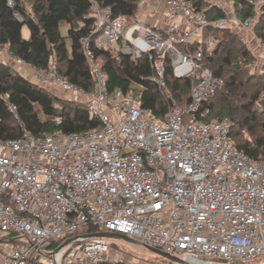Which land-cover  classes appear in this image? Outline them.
Masks as SVG:
<instances>
[{
	"label": "built area",
	"instance_id": "obj_1",
	"mask_svg": "<svg viewBox=\"0 0 264 264\" xmlns=\"http://www.w3.org/2000/svg\"><path fill=\"white\" fill-rule=\"evenodd\" d=\"M91 1L93 33L81 40L91 92L54 63L33 67L0 43L2 62L30 70V80L86 106L100 123L85 134L34 138L24 130L20 138L0 139V264H129L108 239L88 237L96 234L85 232L89 226L187 264H264V160L234 146L230 118H211L209 101L225 83L205 64L219 46L207 36L213 26L246 32L255 58L248 70L264 74V42L256 33L264 0H202L206 8L157 0L168 12L163 31L139 22L128 27L125 17ZM237 1L253 6L254 15L238 14ZM7 2L13 8L16 0ZM149 2L141 0L140 9ZM214 8L227 16L210 20ZM98 51L149 58L154 74L144 80L169 101L165 119L133 95L110 91ZM168 63L176 79L194 81L186 108L168 90ZM8 109L17 114L14 105Z\"/></svg>",
	"mask_w": 264,
	"mask_h": 264
},
{
	"label": "trees",
	"instance_id": "obj_2",
	"mask_svg": "<svg viewBox=\"0 0 264 264\" xmlns=\"http://www.w3.org/2000/svg\"><path fill=\"white\" fill-rule=\"evenodd\" d=\"M94 1L110 7L114 18L125 17L128 27L138 23L141 0ZM186 1L206 8L202 0ZM236 8L245 18L254 15V7L244 1H237ZM16 12L24 22L16 19ZM226 16L222 9L214 8L209 19L215 21ZM94 23L91 0H16L13 8L7 0H0V43H9L11 52L33 67L47 69L54 63L59 74L88 92L94 89V83L81 40L92 35ZM26 25L29 40L22 33ZM62 26L66 35L61 31ZM256 33L264 42V8ZM239 34L213 26L207 30V36L217 38L219 46L206 59V67L225 83L208 106L212 109V119L230 118L234 122L230 139L238 150L252 159L264 160V109L256 106L264 93V74L249 72L248 66L255 58ZM97 55L103 62L110 91L133 95L143 107L165 119L169 101L154 84L144 80L154 74L148 57L134 62L117 52L98 51ZM166 67L168 90L179 106L186 108L194 81L178 80L171 65L168 63ZM0 96V139L3 140L20 138L24 130L40 138L54 132L85 134L100 125L86 106L51 94L1 60ZM10 104L17 108L16 115L9 111ZM85 232L98 233V228L89 226Z\"/></svg>",
	"mask_w": 264,
	"mask_h": 264
},
{
	"label": "rangeland",
	"instance_id": "obj_3",
	"mask_svg": "<svg viewBox=\"0 0 264 264\" xmlns=\"http://www.w3.org/2000/svg\"><path fill=\"white\" fill-rule=\"evenodd\" d=\"M140 7H142V6H140ZM147 11H149L151 14V13H153V11H155V9H153V7H149ZM139 12H140V14L138 17L140 18V20L142 22L145 18L143 17V12L142 11H139ZM158 12H161V13L163 12L164 15L168 14L166 9H162L161 11H158ZM148 20H149V18L147 16V22H145L146 26H148L152 30H155V27H154L155 25H153V23H152L153 21H148ZM61 31H62L63 35H66L65 26L61 27ZM22 33H23V37L26 40L30 39V31H29L27 25L24 26ZM239 35L244 39V41L247 44L246 32H241ZM115 48H116V50L120 51L119 45L115 44ZM15 71H17V70H15ZM20 71H17V72L21 73ZM249 72L251 74H254V75L255 74L261 75L260 73H253L250 70H249ZM30 81H32L33 83H36L35 79H32ZM57 97H60V96L57 95ZM60 98H62V99L65 98L64 100H66L67 96L61 95ZM67 100H69V99H67ZM256 106L260 110L264 109V93L262 94V96H261V98L258 101ZM245 136L248 137V135H245ZM108 242L111 246H113V248H115V250H117V252L119 254H121L127 261H130L132 264H174V263L158 256L157 254L153 253L152 251H150L149 249H147L145 247L136 246V245H133L130 243H126V242H122V241H118V240H113V239H111V240L108 239Z\"/></svg>",
	"mask_w": 264,
	"mask_h": 264
},
{
	"label": "crops",
	"instance_id": "obj_4",
	"mask_svg": "<svg viewBox=\"0 0 264 264\" xmlns=\"http://www.w3.org/2000/svg\"><path fill=\"white\" fill-rule=\"evenodd\" d=\"M149 7H153V9H155V11H153V13H151V14L149 11H147ZM162 9H164L163 2H159L157 0H150V2L148 4H146L143 8L140 9V11L143 12V17L145 19L141 22L140 18L138 17V22L146 25L145 22H147V16H148V18H149L148 21H153L152 23H153V25H155L154 27L156 30H161V31L165 30L168 26L167 22H166V17H165L163 12L162 13L158 12V11H161ZM139 14H140V12H139ZM139 14H138V16H139ZM14 69L17 71H20L17 67H14ZM20 72H21V75H23L25 78L30 80V75H31L30 70L26 69L25 72H24V70H22ZM127 262L129 264H132L130 261H127Z\"/></svg>",
	"mask_w": 264,
	"mask_h": 264
},
{
	"label": "water",
	"instance_id": "obj_5",
	"mask_svg": "<svg viewBox=\"0 0 264 264\" xmlns=\"http://www.w3.org/2000/svg\"><path fill=\"white\" fill-rule=\"evenodd\" d=\"M88 237H96V238H105V239H113V240H118V241H122V242H126V243H130V244H133V245H136V246H142V247H145L147 249H149L150 251H152L153 253L157 254L158 256L174 263V264H187L186 262H184L183 260L175 257V256H172L170 254H167L165 252H162L160 250H157V249H154V248H151V247H148V246H145L143 244H141L140 242L134 240V239H131L125 235H122V234H118V233H110V232H101V233H96V234H93V235H89ZM70 241L64 243L60 248H58L56 250V252H59L62 248H64Z\"/></svg>",
	"mask_w": 264,
	"mask_h": 264
}]
</instances>
